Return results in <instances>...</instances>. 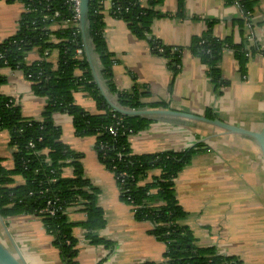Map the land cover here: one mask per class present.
Here are the masks:
<instances>
[{"label": "crops", "instance_id": "0c3cea01", "mask_svg": "<svg viewBox=\"0 0 264 264\" xmlns=\"http://www.w3.org/2000/svg\"><path fill=\"white\" fill-rule=\"evenodd\" d=\"M253 7L250 18L254 44L248 39L245 26L237 22L241 11L235 2L161 0L155 8L158 17L152 21L146 38L136 37L105 7L103 36L114 58L115 87L121 91L139 83L150 93L147 102L163 101L167 108L204 117L210 112L225 123L258 131L264 122V0H257ZM22 12L21 4L0 0V43L14 35ZM209 21H215L214 37H230L236 45L246 37L248 49L253 46L255 50L244 71L239 70L231 50L223 52L220 80L224 84L218 89L210 81L207 67L188 48L192 37L208 29ZM50 29L57 31L60 26L54 23ZM150 39L166 48L181 47L176 73L166 59L153 51ZM39 58L34 50L26 60L30 63ZM50 61L55 65V54ZM0 74V94L12 98L23 116L38 118L46 98L32 93L31 83L20 71L2 68ZM73 98L87 112H98L94 100L85 93L74 92ZM52 119L61 129V141L82 155L84 176L98 190L97 204L105 220L96 234L107 245L90 244L82 229H74L77 264L162 261L164 243L149 232L151 225L136 220L132 207L120 199L113 174L94 150V137L75 136L72 119L64 113L56 112ZM8 140V132L1 131L0 159L5 168L12 167ZM198 142L207 149L194 155L191 164L174 179L176 200L188 214L182 223L190 228L197 245L214 247L220 254L235 257L239 264H264V173L260 153L251 139L221 134L207 125L186 126L160 119H153L146 129L129 137L131 152L137 155L182 150ZM62 176L72 177V169L64 167ZM21 182L19 178L15 181ZM69 215L75 222L85 219L84 213L75 209H70ZM5 221L27 264H61L52 237L44 231L38 217L20 214ZM5 238L14 252L6 235Z\"/></svg>", "mask_w": 264, "mask_h": 264}, {"label": "trees", "instance_id": "16d2710c", "mask_svg": "<svg viewBox=\"0 0 264 264\" xmlns=\"http://www.w3.org/2000/svg\"><path fill=\"white\" fill-rule=\"evenodd\" d=\"M24 8L14 35L0 43V69L20 71L31 83L34 95L46 98L38 118L22 115L9 97L0 94V132H8L12 167L5 168L0 159V214L4 220L20 214L38 217L44 231L52 237L61 264H77L75 228L82 229L90 244H108L98 237L105 225L103 211L97 204L98 190L84 176L82 155L73 151L60 139L61 129L53 122L56 112L71 117L74 135L94 137V150L99 161L110 171L120 192V199L132 207L134 218L151 225L150 233L165 245L160 262L140 264H239L233 256L220 254L214 247H201L190 228L182 223L188 214L179 206L174 191V179L191 164L194 155L207 148L198 142L182 150L133 154L129 137L146 129L153 119L121 115L113 111L101 96L84 53L83 41L77 26L64 25L52 31L53 23L64 24L72 12L65 0H4ZM161 0H111L108 12L122 20L131 33L146 38L152 21L158 17L156 6ZM104 0H89L88 41L97 67V74L107 95L125 109L167 108L163 101H145L150 93L144 85L134 83L119 91L112 79L114 58L103 36ZM236 3L241 11L238 24L253 26L250 15L257 0H225ZM54 12L59 17L51 21ZM215 21L208 29L192 37L188 47L207 67V74L215 89L224 84L220 80V60L231 50L240 71L255 52L241 44H233L230 37L218 39L212 35ZM154 49L155 42L149 40ZM81 49V55L76 50ZM37 51L40 60L26 63L27 55ZM47 51L48 55L43 56ZM155 53L167 60L173 73L177 72L181 47H164ZM56 55V63L50 61ZM3 78L0 74V84ZM83 92L94 100L96 114H91L74 102L73 93ZM206 117H215L207 112ZM108 128L115 134L109 133ZM31 143L33 146H29ZM72 169V177L62 176V169ZM156 172V174H152ZM22 182L16 184V178ZM48 209H54L51 215ZM85 214V219L72 221L69 210ZM101 264V261L98 263Z\"/></svg>", "mask_w": 264, "mask_h": 264}, {"label": "water", "instance_id": "95a60500", "mask_svg": "<svg viewBox=\"0 0 264 264\" xmlns=\"http://www.w3.org/2000/svg\"><path fill=\"white\" fill-rule=\"evenodd\" d=\"M88 4H89V0H80L79 3V9H80L79 31L83 41L84 53L90 65L94 82L96 83L99 92L113 111L125 116L160 119L186 126L207 125L214 128L215 130H219L221 134L239 135V136L247 137L251 139L258 148L262 162V169L264 173V122L258 131H250L242 127L225 123L217 118L209 119L204 116L176 111L170 108L125 109L120 107L112 97L107 95L102 86V82L97 74L96 63L93 58L88 41V30H87ZM0 227L14 248V252H13L10 250L8 246H6L0 240V264H27L24 258L22 257V255L20 254L19 250L17 249L14 240L8 230L6 222L2 218L1 214H0Z\"/></svg>", "mask_w": 264, "mask_h": 264}, {"label": "built area", "instance_id": "2783aa9c", "mask_svg": "<svg viewBox=\"0 0 264 264\" xmlns=\"http://www.w3.org/2000/svg\"><path fill=\"white\" fill-rule=\"evenodd\" d=\"M65 3H66V5L68 6V8L71 10V12H72V15H71V17H70V19H67L66 21H64V24H61V23H56L57 25H59L60 26V28H62V26H64V25H70V26H77L78 28H79V17H80V9H79V3H80V0H65ZM104 4V8L106 7V9L108 10V7H109V5L111 4V0H104V2H103ZM23 11H24V8H23ZM59 17V13L58 12H54L52 15H51V17H50V19H51V21H53L54 19H56V18H58ZM54 22V21H53ZM54 24V23H53ZM245 28H246V30L248 31V39L250 40V42H251V44H254L253 42L255 41L254 40V38H253V32H252V27H251V25L249 24V23H246V25H245ZM154 50H156L157 52H161L162 51V46L159 44V43H157V42H155V45H154ZM81 53H82V50L81 49H77L76 50V54L79 56V55H81ZM48 55V52L47 51H45L44 53H43V56L44 57H46ZM41 58H39V60H40ZM26 63H28L29 64V62L26 60ZM30 63H32V62H30ZM10 71H12V70H10ZM25 77V76H24ZM30 77V75H27L26 76V79L27 78H29ZM10 98V97H9ZM10 100L14 103V104H16L14 101H13V99L12 98H10ZM108 131H109V133L110 134H112V135H114L115 134V132H114V130L113 129H111V128H108ZM29 146H33L31 143H29ZM17 178H19V179H21L20 177H17ZM16 178V179H17ZM49 210V213L51 214V215H53L54 213H55V210L54 209H48ZM85 215V214H84Z\"/></svg>", "mask_w": 264, "mask_h": 264}, {"label": "rangeland", "instance_id": "374dc122", "mask_svg": "<svg viewBox=\"0 0 264 264\" xmlns=\"http://www.w3.org/2000/svg\"><path fill=\"white\" fill-rule=\"evenodd\" d=\"M4 131V130H3ZM6 222V221H5ZM6 225L8 226V224L6 223ZM0 240L2 241V243H4L6 246H8L11 250V247L9 246V243L7 242L5 235L3 234V230L0 227ZM43 247L39 248L42 249Z\"/></svg>", "mask_w": 264, "mask_h": 264}]
</instances>
